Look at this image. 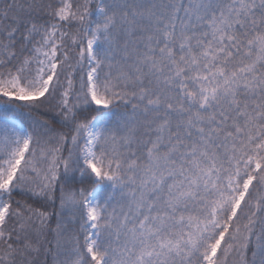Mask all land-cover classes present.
I'll return each mask as SVG.
<instances>
[{
	"label": "snow or ice",
	"instance_id": "obj_1",
	"mask_svg": "<svg viewBox=\"0 0 264 264\" xmlns=\"http://www.w3.org/2000/svg\"><path fill=\"white\" fill-rule=\"evenodd\" d=\"M0 264H264V0H0Z\"/></svg>",
	"mask_w": 264,
	"mask_h": 264
}]
</instances>
